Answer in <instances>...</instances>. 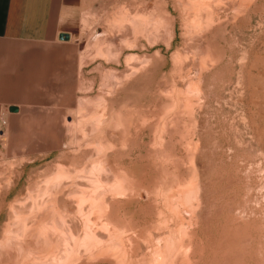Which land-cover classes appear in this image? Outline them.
Masks as SVG:
<instances>
[{
	"label": "rangeland",
	"instance_id": "374dc122",
	"mask_svg": "<svg viewBox=\"0 0 264 264\" xmlns=\"http://www.w3.org/2000/svg\"><path fill=\"white\" fill-rule=\"evenodd\" d=\"M85 9L64 96L0 105V264H264V0Z\"/></svg>",
	"mask_w": 264,
	"mask_h": 264
},
{
	"label": "crops",
	"instance_id": "0c3cea01",
	"mask_svg": "<svg viewBox=\"0 0 264 264\" xmlns=\"http://www.w3.org/2000/svg\"><path fill=\"white\" fill-rule=\"evenodd\" d=\"M93 1L0 0V105L64 96L65 80L78 73L72 32Z\"/></svg>",
	"mask_w": 264,
	"mask_h": 264
},
{
	"label": "water",
	"instance_id": "95a60500",
	"mask_svg": "<svg viewBox=\"0 0 264 264\" xmlns=\"http://www.w3.org/2000/svg\"><path fill=\"white\" fill-rule=\"evenodd\" d=\"M58 38L61 41H68L70 39V35L66 33H61L59 34Z\"/></svg>",
	"mask_w": 264,
	"mask_h": 264
},
{
	"label": "bare ground",
	"instance_id": "6f19581e",
	"mask_svg": "<svg viewBox=\"0 0 264 264\" xmlns=\"http://www.w3.org/2000/svg\"><path fill=\"white\" fill-rule=\"evenodd\" d=\"M83 208V207H82Z\"/></svg>",
	"mask_w": 264,
	"mask_h": 264
}]
</instances>
